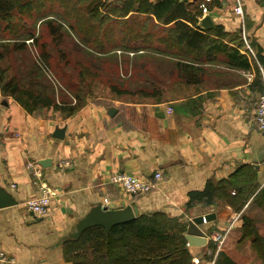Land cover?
I'll return each mask as SVG.
<instances>
[{"label": "crops", "instance_id": "crops-1", "mask_svg": "<svg viewBox=\"0 0 264 264\" xmlns=\"http://www.w3.org/2000/svg\"><path fill=\"white\" fill-rule=\"evenodd\" d=\"M179 1L191 10L198 7L199 31L236 48L248 66L237 55L208 52L216 63L201 64L190 79L174 74L161 84L158 98L117 96L107 89L67 117L53 108L43 116L30 113L0 89V189L16 201L0 208V252L12 259L0 264H69L63 244L97 204L163 211L186 223L185 236L189 219L215 214L202 225L206 243L189 245L186 239L194 264H214L205 254L210 243L218 244L219 234L226 237L218 250L237 264H262L253 236L242 240V218L253 221L264 239V134L255 121L264 91V0H242L243 17L233 0L210 2L208 13L200 7L204 0ZM207 16L210 22H204ZM30 160L41 165L55 190L43 216L25 205L38 194ZM159 170L163 176L155 188L138 197L110 181L122 171L152 179ZM224 183L230 196H241L243 187L254 184L257 190L241 212L218 198L215 204L190 205L193 192ZM259 248L264 250V243Z\"/></svg>", "mask_w": 264, "mask_h": 264}, {"label": "trees", "instance_id": "trees-1", "mask_svg": "<svg viewBox=\"0 0 264 264\" xmlns=\"http://www.w3.org/2000/svg\"><path fill=\"white\" fill-rule=\"evenodd\" d=\"M200 14L179 0H0L1 92L30 113L43 116L53 108L67 117L100 87L117 96L158 98L161 84L174 74L190 79L201 64L216 63L208 52L237 55L247 67L236 48L199 31ZM242 190L230 196L226 183L209 184L192 193L190 205L215 204L218 198L241 212L257 185ZM242 219V240L253 236L264 264V239L253 221ZM185 232V222L146 211L109 232L102 226L86 229L65 241L63 254L69 264H194ZM209 248L206 261L237 264L218 244Z\"/></svg>", "mask_w": 264, "mask_h": 264}, {"label": "built area", "instance_id": "built-area-1", "mask_svg": "<svg viewBox=\"0 0 264 264\" xmlns=\"http://www.w3.org/2000/svg\"><path fill=\"white\" fill-rule=\"evenodd\" d=\"M212 1L214 0H204L200 4V7L204 13L209 12V3ZM233 3L234 11L238 15L243 17L244 10L242 6V0H233ZM255 121L258 128L264 134V91L259 98ZM66 164L69 163L66 162ZM27 166L35 179V184L38 186V194L30 197L26 201V208L30 213H33L37 216L46 215L49 211L52 197L55 195V190L45 181L42 174L41 165L37 161L30 160ZM162 176L163 173L160 170L154 174V177L152 179L122 171L112 175L110 181L119 186L124 192L128 193L129 195L138 197L152 191L155 188L157 181L160 180ZM105 202H108V200L106 199ZM225 237L226 235L219 234L214 236V239L216 242H218L219 245H222ZM0 259H2L3 261H12V259L7 257V255L3 252H0Z\"/></svg>", "mask_w": 264, "mask_h": 264}, {"label": "water", "instance_id": "water-1", "mask_svg": "<svg viewBox=\"0 0 264 264\" xmlns=\"http://www.w3.org/2000/svg\"><path fill=\"white\" fill-rule=\"evenodd\" d=\"M211 18L209 16L204 18V22H210ZM112 108L111 110H113ZM56 135L58 137H63V129L59 130ZM16 201L11 197V195L0 189V208L10 206L15 204ZM139 209L137 206L128 204L126 206L119 207H108L106 205L97 204L94 205L89 212L82 216L76 226L75 230L66 238H79L81 234L88 228L94 226H102L105 228L106 232H109L111 228L115 225L129 222L137 217L139 214ZM215 219V214H205L201 216H194L188 220V233L185 238L188 240L189 245L193 244L196 240L199 244L207 242V234L202 228L205 221L209 222Z\"/></svg>", "mask_w": 264, "mask_h": 264}, {"label": "rangeland", "instance_id": "rangeland-1", "mask_svg": "<svg viewBox=\"0 0 264 264\" xmlns=\"http://www.w3.org/2000/svg\"><path fill=\"white\" fill-rule=\"evenodd\" d=\"M104 90H107L106 88H102V87H100L98 90H97V92H99L100 91V93H106Z\"/></svg>", "mask_w": 264, "mask_h": 264}]
</instances>
